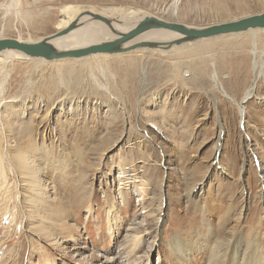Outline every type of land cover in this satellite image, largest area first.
I'll return each mask as SVG.
<instances>
[{"label": "rangeland", "instance_id": "1", "mask_svg": "<svg viewBox=\"0 0 264 264\" xmlns=\"http://www.w3.org/2000/svg\"><path fill=\"white\" fill-rule=\"evenodd\" d=\"M174 3L0 0V39L40 41L69 8L193 27L264 12V0H178L173 16ZM213 43L136 50L134 67L92 60L53 90L48 61L7 66L4 148L29 166H0V264H264V31ZM31 168L39 203L23 188Z\"/></svg>", "mask_w": 264, "mask_h": 264}, {"label": "bare ground", "instance_id": "2", "mask_svg": "<svg viewBox=\"0 0 264 264\" xmlns=\"http://www.w3.org/2000/svg\"><path fill=\"white\" fill-rule=\"evenodd\" d=\"M178 0H175L177 3ZM173 2V1H172ZM174 3L172 6L171 14L173 16L178 15V10H177V5ZM47 11V9H45ZM140 12V11H137ZM40 13V12H39ZM38 13V14H39ZM45 13V12H44ZM141 13V12H140ZM65 17L63 21V25L61 28H59V31L65 30L71 25H75L72 30H70L68 33L61 35L57 38L52 39L49 43L56 49V51L61 52V51H72V50H77V49H82L89 47L91 45H94L96 43L106 41V40H113L118 37V34L120 33H125L129 31L130 29H134L135 26L139 24V22L146 16H149L150 14L148 13H143L141 16L136 15L135 11L131 10H121L117 8H109L105 9L102 12L95 11L93 9H80V8H69L65 10ZM139 14V13H138ZM16 15L21 18L20 22H26L29 19L32 18L33 13L31 11H25V13H21L20 11L17 10ZM93 15H101L105 18H108L112 21V27L116 30V34H114L110 26L106 25L102 21L96 20ZM33 19V18H32ZM30 21V20H29ZM32 21V20H31ZM36 26V25H35ZM58 31V32H59ZM257 31H264V29H255V30H249L247 31L248 33H256ZM245 32V33H247ZM57 33V32H56ZM244 33H233V34H226L222 36H218L215 38H210V39H201L198 41L194 42H189L185 43L182 45H176L171 47L169 50H164L162 48H138L135 50L131 51H126L118 54H94V55H89L86 57L82 58H64V59H56V60H45L43 58H34L30 57L28 55H25L23 52L18 51V50H13V49H7L2 52H0V93H2V90L5 86V84L8 82L9 78V72H8V67L12 61H15L16 59H26L34 61L36 65H42L43 63H51L50 68H52L50 76L48 78V84L53 90L56 88L57 85H60L57 82V79L54 78V76H63L65 77L66 74L72 75L75 73V80H80L82 78L83 73L86 71L84 69L90 67V69L93 68V66L97 65L99 66L96 62L95 65L92 63V65H89V61H98L97 59L99 58H105V57H121L124 55H128L127 59L124 60V65L128 67H134L135 66V61L133 56H129V53L136 51V50H150V51H162L164 53H172L175 52L179 49H182L183 47L189 46V45H194V44H212L213 42H220L224 40H232L233 38H236V36L241 35ZM52 36V35H50ZM48 36V37H50ZM180 37V34L178 33H172L164 30H151L147 31L145 33H142L140 36L137 38L133 39L132 41H129L123 45L124 48L130 47L134 45L137 42H145V41H167L170 39H175ZM45 37L44 39H46ZM41 39L40 41L44 40ZM20 42H25L24 40L17 39ZM37 42H25V43H38ZM213 43V44H215ZM186 45V46H185ZM96 59V60H94ZM104 60V59H102ZM105 62V61H102ZM100 62V63H102ZM66 63L67 65H70L68 68H59L61 66H58L60 64ZM91 64V63H90ZM65 65V64H64ZM66 65V67H67ZM73 65V66H72ZM103 65V64H101ZM106 65V64H105ZM49 68V67H48ZM92 72V71H91ZM46 74V73H45ZM60 78V77H59ZM62 78V77H61ZM77 81V82H78ZM58 83V84H57ZM49 87V88H50ZM58 87V86H57ZM51 92V91H50ZM3 95V94H2ZM3 97V96H2ZM2 97H0V105L2 101ZM16 98V97H15ZM6 99V98H5ZM1 113V112H0ZM2 115L0 114V166H2L4 157L7 156V158H11L10 160L13 162V164L22 167V172L25 173L24 167L28 165L26 161L27 155L23 152H9L8 149L4 148V142L6 141L7 138V129L5 127V124L3 123ZM10 156V157H8ZM29 166V165H28ZM1 169V168H0ZM32 170V168H31ZM32 172H34L32 170ZM3 170H0V177L3 178ZM29 173H27L28 175ZM39 178L37 173H33L32 175L30 174L26 179L24 180L23 183V188L25 190V194H30L28 197L30 199H33L32 201H37L38 203L40 202V195L41 192L44 191L40 187L39 183ZM43 195V194H42Z\"/></svg>", "mask_w": 264, "mask_h": 264}, {"label": "water", "instance_id": "3", "mask_svg": "<svg viewBox=\"0 0 264 264\" xmlns=\"http://www.w3.org/2000/svg\"><path fill=\"white\" fill-rule=\"evenodd\" d=\"M96 20L102 21L110 26L111 31L116 34V30L112 27V21L101 15H93ZM74 24L65 30L52 34V36L38 43H25L16 39H0V52L13 49L23 52L25 55L34 58H43L45 60H56L64 58H82L94 54H118L138 48H162L169 50L176 45H182L201 39H210L218 36L245 33L249 30L264 29V12L260 14L250 15L229 22L213 24L205 27H193L180 22L168 21L158 18L155 15L144 17L135 28L125 33L118 34L113 40H106L86 48L61 51L58 52L49 43L52 39L68 33L74 28ZM151 30H164L172 33L180 34V37L167 41H145L137 42L134 45L124 48L123 45L140 36L142 33Z\"/></svg>", "mask_w": 264, "mask_h": 264}]
</instances>
